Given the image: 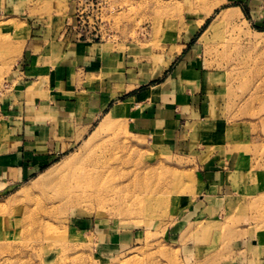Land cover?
Returning a JSON list of instances; mask_svg holds the SVG:
<instances>
[{
    "label": "rangeland",
    "instance_id": "1",
    "mask_svg": "<svg viewBox=\"0 0 264 264\" xmlns=\"http://www.w3.org/2000/svg\"><path fill=\"white\" fill-rule=\"evenodd\" d=\"M215 1L76 0V30L158 52L184 19ZM36 5L21 2L0 15V141L6 79L25 39L22 17L52 8ZM227 6L213 8L194 46L204 93L221 94L223 134L210 145L157 146L112 109L70 153L0 191V264H264V28L239 8L208 28ZM224 151L236 162L233 193L216 209L202 208L199 173ZM78 179L80 199L70 188Z\"/></svg>",
    "mask_w": 264,
    "mask_h": 264
},
{
    "label": "crops",
    "instance_id": "2",
    "mask_svg": "<svg viewBox=\"0 0 264 264\" xmlns=\"http://www.w3.org/2000/svg\"><path fill=\"white\" fill-rule=\"evenodd\" d=\"M21 2L52 8L21 16L25 39L1 102L6 131L0 141V191L20 186L70 153L115 108L134 132L157 146L210 145L227 129L218 114L221 94L204 93L194 47L211 14L197 28L206 12L184 19L155 52L132 41L81 37L76 0H0V15ZM224 4L264 28V0H223L219 6ZM224 153L201 168L202 208L216 209L233 193L230 166L236 162L234 154Z\"/></svg>",
    "mask_w": 264,
    "mask_h": 264
},
{
    "label": "bare ground",
    "instance_id": "3",
    "mask_svg": "<svg viewBox=\"0 0 264 264\" xmlns=\"http://www.w3.org/2000/svg\"><path fill=\"white\" fill-rule=\"evenodd\" d=\"M223 2V0H217V1H215V3L213 4V8H215L217 5H220L221 3ZM213 8H211V9H209L208 11H206V14H205V16L203 17V18H201L198 22H197V24H196V26H195V28H197V27H199V25H201L203 22H204V20H205V18H206V16L208 17L210 14H212V12H213ZM235 13V11H233V9H223L222 10V12H219L217 15H216V19L215 20H213L209 25H208V28L209 27H217L218 26V24L220 23V21H219V18H223V19H230L231 18V16H233V14ZM194 29V28H193ZM203 36V35H202ZM115 114H116V112L115 111H113L112 112V114H110L109 116L111 117V118H113V117H115ZM96 167V166H95ZM99 167V166H98ZM108 170V169H107ZM82 174H83V171H82ZM104 174V173H103ZM106 174V173H105ZM70 175V174H69ZM84 175V174H83ZM100 175V174H99ZM82 176V175H81ZM87 176H92V174H87ZM97 175H95V177H96ZM101 178H102V176H101ZM104 178V177H103ZM79 181L77 182V184H76V186H74V185H72L70 188H71V193L73 192V196L75 197V198H78V199H80L81 197H82V194L83 193H78L77 191H83V187H84V183L83 182H81L80 181V179H78ZM90 180H92V179H90ZM97 182L95 179H93V182ZM99 182H100V180H99ZM105 181H103L102 183H104ZM69 184V183H68ZM97 184H98V182H97ZM69 186V185H68ZM91 188H90V190L93 188L92 186H90ZM93 190V189H92ZM91 190V191H92ZM71 195V194H70ZM72 197V196H71Z\"/></svg>",
    "mask_w": 264,
    "mask_h": 264
},
{
    "label": "built area",
    "instance_id": "4",
    "mask_svg": "<svg viewBox=\"0 0 264 264\" xmlns=\"http://www.w3.org/2000/svg\"><path fill=\"white\" fill-rule=\"evenodd\" d=\"M90 38H92V39H96V36H92V37H90Z\"/></svg>",
    "mask_w": 264,
    "mask_h": 264
}]
</instances>
